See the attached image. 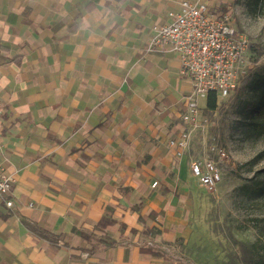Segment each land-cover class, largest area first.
Segmentation results:
<instances>
[{
    "label": "crops",
    "instance_id": "obj_1",
    "mask_svg": "<svg viewBox=\"0 0 264 264\" xmlns=\"http://www.w3.org/2000/svg\"><path fill=\"white\" fill-rule=\"evenodd\" d=\"M180 1L0 0V264H181L190 84L145 51Z\"/></svg>",
    "mask_w": 264,
    "mask_h": 264
},
{
    "label": "rangeland",
    "instance_id": "obj_2",
    "mask_svg": "<svg viewBox=\"0 0 264 264\" xmlns=\"http://www.w3.org/2000/svg\"><path fill=\"white\" fill-rule=\"evenodd\" d=\"M218 10L231 14L249 51L236 88L216 98L214 108L201 97L196 120L184 129L194 157H214L211 148L226 156L216 160L222 179L213 192L199 186L188 165L190 230L168 251L181 264H254L264 257V134L253 129L251 117V105L264 101V0H221Z\"/></svg>",
    "mask_w": 264,
    "mask_h": 264
},
{
    "label": "built area",
    "instance_id": "obj_3",
    "mask_svg": "<svg viewBox=\"0 0 264 264\" xmlns=\"http://www.w3.org/2000/svg\"><path fill=\"white\" fill-rule=\"evenodd\" d=\"M166 23L153 27V36L145 47L146 52L170 49L178 54L180 73L190 84L185 96L186 122L195 121L199 114L201 97L214 95L216 98L229 96L243 74L249 51V39L236 30L231 14L210 9L207 0H182L176 10L168 13ZM3 105L0 103V117ZM190 131H182L169 146L176 156H182L190 148ZM214 151V157H194L190 161V172L199 186L209 192L216 190L222 179L218 161L226 156L224 151ZM154 183L153 185H155ZM12 178L0 165V198L6 206H13L7 198Z\"/></svg>",
    "mask_w": 264,
    "mask_h": 264
},
{
    "label": "trees",
    "instance_id": "obj_4",
    "mask_svg": "<svg viewBox=\"0 0 264 264\" xmlns=\"http://www.w3.org/2000/svg\"><path fill=\"white\" fill-rule=\"evenodd\" d=\"M251 1H253V3H255V4H257L261 0H251ZM215 99H216V97L214 95H210L208 97V100H207L208 107H210V108L215 107ZM251 106L253 109L252 110L253 113H255L254 116L251 114V117L257 119V121H254L252 123L253 129L255 131H258V133L262 135V134H264V101L259 106H255V105H251ZM254 264H264V257H263V259L262 258L258 259Z\"/></svg>",
    "mask_w": 264,
    "mask_h": 264
}]
</instances>
